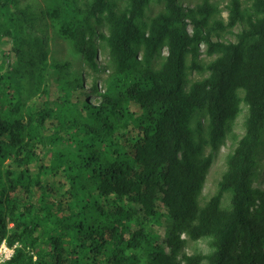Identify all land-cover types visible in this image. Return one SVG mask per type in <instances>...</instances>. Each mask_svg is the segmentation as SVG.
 <instances>
[{
    "label": "trees",
    "instance_id": "trees-1",
    "mask_svg": "<svg viewBox=\"0 0 264 264\" xmlns=\"http://www.w3.org/2000/svg\"><path fill=\"white\" fill-rule=\"evenodd\" d=\"M42 1L93 76L51 62L44 40L21 50L17 2L0 0V244L14 249L2 264H264V189L252 184L264 137V0H229L226 22L212 20L213 0L186 9L125 0L122 10L112 0L83 10ZM153 2L163 10L146 19ZM236 26L235 41L220 39ZM202 45L214 58L200 66ZM187 69L208 75L185 89ZM242 104L244 133L201 204ZM183 234L211 251L181 263Z\"/></svg>",
    "mask_w": 264,
    "mask_h": 264
},
{
    "label": "rangeland",
    "instance_id": "rangeland-1",
    "mask_svg": "<svg viewBox=\"0 0 264 264\" xmlns=\"http://www.w3.org/2000/svg\"><path fill=\"white\" fill-rule=\"evenodd\" d=\"M72 1V0H70ZM76 6L78 9L83 10L85 7V3L89 0H75ZM116 4L117 10H122L125 6V0H112ZM243 2V7H248V3L245 0H241ZM15 7V16L14 20H16V30L18 32L19 38V48L21 50H27V43L30 42L32 38H38L40 40H44L46 43V47L48 50V57L51 62H71L72 70H74L83 78H86L87 82L92 79L93 73H90V70L85 66L82 62L80 56H76L72 51L68 44V42L62 39L56 32L55 27L52 25L50 20L47 18L46 14V6L42 0H16ZM178 2L182 5L184 9L194 7L199 4L200 0H178ZM220 10V14L214 16L212 20H222L226 22L228 16V2L229 0H213L212 1ZM163 10V4L159 2H153L149 9L146 12V19H149L155 16L157 13ZM22 12L25 13L22 16ZM16 18V19H15ZM1 22V18H0ZM97 34L98 36L94 39L96 44L99 45L97 61L101 66V70L103 76L105 72L109 71L105 67L108 63L109 56L107 53V48L99 35H106L107 27L106 23L102 22L97 26ZM241 29V26H236L232 29L231 34H226L220 32V39L223 41H235L234 35L238 33ZM188 31L191 32V27H188ZM10 47H12L10 45ZM205 46H201L200 48V57L197 61V64L202 66L207 64L214 57H208L205 53ZM166 55V49L163 48L160 54L155 61V68H159L163 58ZM9 64L12 66H16L18 63L13 58L7 59ZM27 60V59H25ZM28 61V60H27ZM191 64L190 57H187L186 65L189 67ZM13 71V69H12ZM100 74V73H99ZM208 75L207 71H197L194 69H187L185 73V89H188L190 85L195 82L205 78ZM98 88H103V83H98ZM97 98H91V101L95 103ZM242 112L237 117V119L230 125L228 131L226 133V139L219 148V150L214 153L212 164L207 172L206 181L203 187V191L200 197V203L203 204L213 193L216 192L217 183L220 180L222 174L226 170V160L229 154L232 152L233 148L237 144V140H239L243 133V124L246 116V109L244 105H241ZM210 152L209 148H205V155H208ZM254 187H259L264 189V137L262 139V143L257 152L256 157V168H255V177L252 181ZM181 238L185 240V244L180 250L177 260L182 263V258L184 256H191L194 254H208L211 251L209 240H200V241H191L184 234L181 235ZM238 244V241L237 243ZM184 264V263H182Z\"/></svg>",
    "mask_w": 264,
    "mask_h": 264
},
{
    "label": "built area",
    "instance_id": "built-area-1",
    "mask_svg": "<svg viewBox=\"0 0 264 264\" xmlns=\"http://www.w3.org/2000/svg\"><path fill=\"white\" fill-rule=\"evenodd\" d=\"M14 249L9 248L5 242L0 244V264L8 261L13 255Z\"/></svg>",
    "mask_w": 264,
    "mask_h": 264
}]
</instances>
